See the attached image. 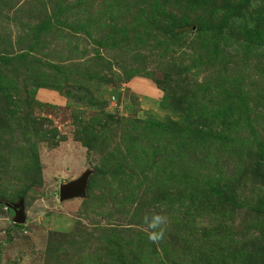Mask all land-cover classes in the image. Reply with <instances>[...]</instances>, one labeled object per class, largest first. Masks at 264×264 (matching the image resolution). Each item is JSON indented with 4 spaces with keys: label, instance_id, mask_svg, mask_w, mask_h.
<instances>
[{
    "label": "rangeland",
    "instance_id": "rangeland-1",
    "mask_svg": "<svg viewBox=\"0 0 264 264\" xmlns=\"http://www.w3.org/2000/svg\"><path fill=\"white\" fill-rule=\"evenodd\" d=\"M0 264H264V0H0Z\"/></svg>",
    "mask_w": 264,
    "mask_h": 264
},
{
    "label": "water",
    "instance_id": "water-1",
    "mask_svg": "<svg viewBox=\"0 0 264 264\" xmlns=\"http://www.w3.org/2000/svg\"><path fill=\"white\" fill-rule=\"evenodd\" d=\"M87 176L88 173H84L80 179L73 181L68 184H63L60 186V199L64 200L73 196H78V195H84L85 194V189H86V182H87ZM22 209L18 210V218L17 220L19 222L24 221V217L22 215Z\"/></svg>",
    "mask_w": 264,
    "mask_h": 264
},
{
    "label": "clouds",
    "instance_id": "clouds-1",
    "mask_svg": "<svg viewBox=\"0 0 264 264\" xmlns=\"http://www.w3.org/2000/svg\"><path fill=\"white\" fill-rule=\"evenodd\" d=\"M163 220L162 217L160 216H154L153 219H152V222L149 223V227L150 228H155L159 223H161ZM163 236V232L160 231V232H153V233H150L149 234V238L152 239V240H158L160 238H162Z\"/></svg>",
    "mask_w": 264,
    "mask_h": 264
}]
</instances>
